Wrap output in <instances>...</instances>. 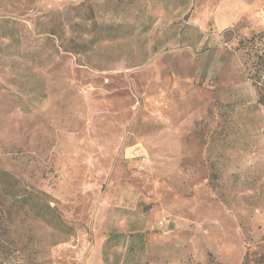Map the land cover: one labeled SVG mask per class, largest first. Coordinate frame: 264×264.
<instances>
[{"label": "rangeland", "instance_id": "1", "mask_svg": "<svg viewBox=\"0 0 264 264\" xmlns=\"http://www.w3.org/2000/svg\"><path fill=\"white\" fill-rule=\"evenodd\" d=\"M252 36L264 0H0V264H264Z\"/></svg>", "mask_w": 264, "mask_h": 264}, {"label": "trees", "instance_id": "2", "mask_svg": "<svg viewBox=\"0 0 264 264\" xmlns=\"http://www.w3.org/2000/svg\"><path fill=\"white\" fill-rule=\"evenodd\" d=\"M255 36L248 38L242 45L244 50V65L246 70V79L251 82L256 90L257 103L264 108V46H262V37L258 42ZM4 212L0 209V232L5 231L3 226Z\"/></svg>", "mask_w": 264, "mask_h": 264}, {"label": "built area", "instance_id": "3", "mask_svg": "<svg viewBox=\"0 0 264 264\" xmlns=\"http://www.w3.org/2000/svg\"><path fill=\"white\" fill-rule=\"evenodd\" d=\"M134 153L136 154L137 152H136V151H134Z\"/></svg>", "mask_w": 264, "mask_h": 264}]
</instances>
